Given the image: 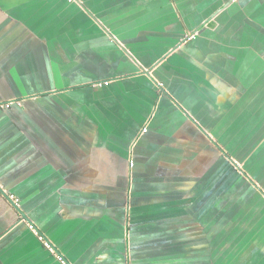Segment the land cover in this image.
I'll return each mask as SVG.
<instances>
[{
	"label": "crops",
	"instance_id": "crops-1",
	"mask_svg": "<svg viewBox=\"0 0 264 264\" xmlns=\"http://www.w3.org/2000/svg\"><path fill=\"white\" fill-rule=\"evenodd\" d=\"M16 101L0 264H264V0H0Z\"/></svg>",
	"mask_w": 264,
	"mask_h": 264
},
{
	"label": "built area",
	"instance_id": "built-area-1",
	"mask_svg": "<svg viewBox=\"0 0 264 264\" xmlns=\"http://www.w3.org/2000/svg\"><path fill=\"white\" fill-rule=\"evenodd\" d=\"M81 0H68V2L70 4H78L80 3ZM105 85H108V83H106ZM99 87H103V85H99ZM14 105L20 107L22 106V103L21 102H9V103H5V104H0V108L2 109H5V110H8V109H11ZM146 130L144 129L143 130V133H145ZM10 199L13 201V203L15 204V206H19L20 202L18 199H16L14 196H10ZM29 229L39 238V240L41 242L44 243V245L47 247V249L52 252L53 254H55V251L54 249L47 243L45 242L44 238L42 236L39 235L38 231L35 229V227L33 225H29ZM57 259L58 261L61 263V264H68L67 261L64 259V257L62 256H57Z\"/></svg>",
	"mask_w": 264,
	"mask_h": 264
},
{
	"label": "water",
	"instance_id": "water-1",
	"mask_svg": "<svg viewBox=\"0 0 264 264\" xmlns=\"http://www.w3.org/2000/svg\"><path fill=\"white\" fill-rule=\"evenodd\" d=\"M188 39V38H187Z\"/></svg>",
	"mask_w": 264,
	"mask_h": 264
}]
</instances>
